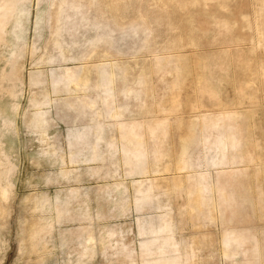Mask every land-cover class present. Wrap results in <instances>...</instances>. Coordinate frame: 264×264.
Returning a JSON list of instances; mask_svg holds the SVG:
<instances>
[{
  "label": "rangeland",
  "instance_id": "obj_1",
  "mask_svg": "<svg viewBox=\"0 0 264 264\" xmlns=\"http://www.w3.org/2000/svg\"><path fill=\"white\" fill-rule=\"evenodd\" d=\"M0 264H264V0H0Z\"/></svg>",
  "mask_w": 264,
  "mask_h": 264
}]
</instances>
